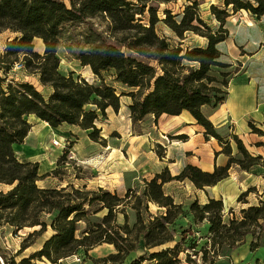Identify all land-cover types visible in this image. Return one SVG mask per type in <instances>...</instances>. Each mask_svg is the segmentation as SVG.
Returning <instances> with one entry per match:
<instances>
[{
	"label": "trees",
	"instance_id": "obj_1",
	"mask_svg": "<svg viewBox=\"0 0 264 264\" xmlns=\"http://www.w3.org/2000/svg\"><path fill=\"white\" fill-rule=\"evenodd\" d=\"M171 1L0 0V31L16 33L0 54V184L11 185L8 190H0V225L12 226L16 234L40 225V229L24 236L15 255L8 258L0 248L5 264H32L37 259L58 263L81 250L88 254L103 243L113 244L116 252L102 258L89 256L95 262L123 264L143 243L146 252L129 264H145L147 260L150 264H178L183 246L176 238L175 224L179 217L188 214L195 222L209 223L214 252L219 246H241L249 234L251 251L264 243V200L241 208V217L233 214L225 221L223 199L210 197L203 204L195 199L187 210L164 187L167 182L179 180L204 189L227 178L234 165L248 172L264 166L261 154H252L237 133L225 139L204 112L205 106L216 108L227 99L234 77L232 64L223 60L219 48L230 34L226 23L231 10L236 13L245 9L260 18L264 15V0H223L222 7L211 5L219 22L216 30L202 18L197 1L187 5L179 19L169 8L161 17L160 4ZM160 22L182 39L186 32H195L205 37L207 44L184 48L180 42L173 46L158 33L156 26ZM37 40L42 41V50L37 49ZM60 46L66 47L82 65L89 66L99 82H90L82 75L76 78L74 71L62 73ZM18 64L26 74L38 76L40 83L51 87L52 92L44 94L32 81L15 78L13 70ZM105 73L134 90L119 94L106 81ZM124 95L132 99L129 109L134 125L149 115L158 119L163 114L189 112L205 128L206 139L212 136L219 140L227 162L216 164L212 171L187 164L176 175L165 167L153 178L145 179L141 191L131 186L123 195L101 186H39L38 180L59 175L69 149L66 147L59 157L57 168L45 174L40 173L39 162L20 160L15 145L23 143L32 128L29 116L47 121L52 127L78 125L90 131L93 141L106 145L97 121L100 113L107 115L108 108L119 112ZM91 104L96 108H89ZM249 125L254 132L263 134L253 122ZM253 191L255 187H249L238 201L249 203L247 196ZM151 204L164 211L153 213ZM130 209L136 216L132 224ZM102 211L105 212L100 220L91 218ZM47 214L49 219L44 217ZM83 221L87 227L78 235ZM49 225L54 233L43 246L17 261L16 256ZM207 258L204 254L203 259ZM210 262L216 264L215 258Z\"/></svg>",
	"mask_w": 264,
	"mask_h": 264
},
{
	"label": "rangeland",
	"instance_id": "obj_2",
	"mask_svg": "<svg viewBox=\"0 0 264 264\" xmlns=\"http://www.w3.org/2000/svg\"><path fill=\"white\" fill-rule=\"evenodd\" d=\"M194 1L199 3V12L205 22L216 30L219 26V22L211 12V5L214 4L222 7L223 0H172L169 3L160 4L159 15L164 17V9L169 8L174 14H177V18L179 19L185 7L193 4ZM254 21L252 19H247L246 17L242 18L241 15L233 13L232 10L231 15L227 19L226 27L229 28L230 34L226 41L219 44V48L223 52V60L232 64L230 69L234 74L233 78H237L246 71H248L250 75H253L259 58L264 57V42L260 41L264 40V16L258 20L254 19ZM156 29L160 35L166 36L169 43L173 46L180 44V42L184 48L204 46L207 44V39L195 32H186L185 38H180L164 22L158 23ZM255 34L258 36L257 39L253 38ZM15 36L16 33L11 30L0 31V54L4 52L7 41L13 39ZM37 49H43L42 42L37 41ZM58 56L61 58L60 70L62 73L68 75L71 71H74V76L76 78L80 74L87 78L90 82H99L98 77H96V75L92 72L91 68L89 66L82 65L80 60L71 56L66 47L60 46ZM13 76L17 79H26L34 82L38 85V87H40L44 94H47V91L40 86L41 84L38 79L34 76L26 74L20 67H16L13 70ZM105 77L109 84L116 87L119 94L134 90L133 88L124 86L119 82H115L114 77H112L109 73H105ZM241 79L242 81L244 80L243 77ZM131 102L132 99L130 96H122L121 103L124 105L122 106L121 104L120 111L115 112L112 108H109L106 116H103L100 113L97 126L101 130V136L106 135L113 141L114 147L111 151L117 153V157L112 163L114 165H116V163L120 164L121 161L125 162L126 157H128L132 162L130 166H133V163L134 165L138 164L140 166L138 167L139 169H132L129 171L130 173H128L127 177L122 176V174V177L105 176L104 174H116L123 170L120 166H116L115 168L108 166L103 169L104 174H100L101 170L99 169L98 164L100 163L101 156H104L105 154L104 152H100V149H96L97 145L95 141L88 136L90 131L87 132L82 128L64 127L60 131V134H58V139H61L62 142H70L67 144L69 151L65 161L61 164L59 175H52L45 181V183L54 182L55 180L59 181L61 178L64 179V183H73L74 186L79 188L85 187L84 182H89L90 185L87 184L86 188L96 189L98 187L96 185V180H100L104 183V180L107 177H111V184H116L120 187V180H127V186L131 184V186L141 191L145 184L143 176L150 177L153 173L152 171L156 168V164H159L161 161L168 162L167 156L169 152L171 154H177L187 149V156L204 167L206 166L205 164L207 159H210L209 161H211L212 159H217L219 157V153L217 154V151L221 152L222 150L219 140L215 137H210V141H206L201 135H197L199 131L204 128L201 126L195 127L194 125L197 121L189 114L185 113L179 117L163 115L158 119H155L153 115H149L143 122H139L134 125L132 124L129 109V104ZM89 108H96V106L91 104L89 105ZM215 110L222 113L223 118L229 117L226 105H219L216 108L211 106L204 107V112L207 116L212 115ZM29 120L34 122L36 121V118L31 116ZM180 129H184L188 133H178ZM234 131L235 125L233 123H227L221 128L220 133L225 139H231V134L234 133ZM198 138H201V140H198ZM141 140H146V146H142ZM232 143L235 145L234 141H232ZM61 149L64 152L65 148ZM227 157L228 156L224 154L220 156L218 160L221 162L222 158ZM94 158L96 160L99 159V162H92ZM259 172L260 175H263L264 170ZM233 176L232 180H235V174H233ZM251 178L252 177L247 176L245 182L251 181L250 186L255 187V191L251 192L247 196V200H249L250 203L256 204L258 200L257 196L260 195L261 192L264 194V178L260 176L258 179ZM124 181H122V184H125ZM45 183L40 182L38 185L41 187L46 186ZM174 184L175 187L173 188L166 187V191L171 192L173 190L179 192L181 197L188 200L187 202L184 201L185 208L188 210L192 202L190 198L193 197V191H195V188L193 185L189 184L188 186L186 183L183 184V187L182 183L176 182ZM230 186L233 187L234 183H231ZM2 189L8 190L10 187L3 185L0 190ZM227 192H229V190ZM120 193L121 195L124 194L123 192ZM199 195L201 197L203 193L200 192ZM199 195L196 196L199 197ZM229 195L230 192L228 194V201L224 210L225 221H229L233 214L241 217V208L243 206H249L248 203L238 201V196L232 197V195ZM150 209L153 213L164 211L163 208H160L155 204H151ZM104 212L105 211H102L91 218L96 221L100 220ZM129 214L130 222L132 224L136 220L135 212L130 209ZM44 217L45 219H49L51 216L47 214L44 215ZM120 222H123L122 216L120 217ZM1 226L3 225H0V248L9 258L16 254L17 251H15V249L19 246V244L14 245L13 241L17 242L20 240L19 236H24V234L18 232V234H20L18 236V234L14 232V228L10 225H4L6 226L4 228ZM86 227L87 223L84 221L81 222L77 232L78 235H81ZM29 228L31 227L24 228V231L28 233L32 232L31 230L33 229ZM175 228L177 229L176 238L177 240H181L183 246V251H181L180 254V262L178 264H211L210 260L212 258H215L216 264H264V247L260 250L258 259H256L257 255H252V257L250 256L247 259L241 260L237 252V249L240 246L235 249H228L226 246H219L217 252H214L211 247L212 239L211 233L209 232V223L207 221L195 222L191 214H188L186 217H179L176 221ZM251 239L252 235L249 234L246 237V241ZM100 250L101 249H99L98 252ZM98 252L96 253L94 251L93 254H98ZM145 252L146 249L144 244L141 243L139 249L129 256L128 261L130 262L131 259ZM204 254L208 257L207 260L203 259ZM89 256L90 255H85L82 251L70 258L68 257V259H63L57 264H104L95 262ZM16 260L20 261L19 257H16ZM0 264H5V259L2 256H0ZM145 264H150V261L147 260Z\"/></svg>",
	"mask_w": 264,
	"mask_h": 264
},
{
	"label": "crops",
	"instance_id": "obj_3",
	"mask_svg": "<svg viewBox=\"0 0 264 264\" xmlns=\"http://www.w3.org/2000/svg\"><path fill=\"white\" fill-rule=\"evenodd\" d=\"M235 14L241 15L242 18L246 17L247 19H252L253 21H254V19H257V20L259 19V17L253 15L251 12H248L245 9L237 11ZM263 16H261L260 19ZM253 38L257 39L258 38L257 34H255V36ZM37 41L42 42L41 40H37ZM260 41L264 42V40H260ZM28 75L36 77V79H38V81H39L38 76L31 75V74H28ZM242 77L244 78L243 81L241 79ZM238 81H240V82H238ZM36 86L38 87V85H36ZM40 86H42L43 89L45 91H47V94H50L52 92L51 87H46V86H43L42 84ZM39 90H41V89H39ZM121 104H123V103H121ZM224 105L227 106V109L229 112L228 118H223L222 113H219L216 110L213 111L212 115L209 116V118L213 121L215 126L220 131L221 128L224 125H226L227 123H233L235 125L234 133H237L242 138V140L244 141V143L247 146V148L249 149V151L254 155H260L261 154L264 157V57L259 58L256 66H255L253 75H250L249 72L246 71L244 74H241L237 78H233L231 80L230 87H229V95H228L227 99L221 104V106H224ZM108 109H107V113L109 111ZM185 113L192 116L187 111H184L182 114L177 115V116L179 117ZM163 115H168V114H163ZM31 116L35 117L36 121L31 122L29 120L32 123V128H31L29 134L27 135V137L25 138L24 142L15 145V152H16L17 157L20 160H30V161H34V162H39L40 173L45 174V173L51 172L52 170L57 168V166H58L57 161H58L59 157L63 154V150L61 149L62 147L55 146L53 144V139L59 138L58 134H60V131L64 127L65 128H67V127L81 128V127L78 125H72V124H67V123H64L58 127H52L47 121H44L40 118H37L34 115H31ZM31 116H29V118ZM168 116L174 117L176 115H168ZM249 122H253L258 128L262 129L263 134L254 132L251 129ZM132 124H133V122H132ZM194 126L195 127L196 126L203 127L202 125L198 124L197 122ZM86 131L88 132L89 130H86ZM204 131H205V128L203 130H200L197 135H201L206 141H210V139H206ZM178 133H188V132L184 129H180L178 131ZM103 137L106 139V145H103V144L95 141V143L97 145L96 149L97 150L100 149V152H104V154H105L104 156L102 155L103 157L101 156L100 163L98 164V167L101 170L100 174H104L103 169H105V167H108V166H112L114 168L116 166H120L121 169H123V170L121 172H119L120 174L119 173H116V174L107 173V175L104 174L105 176H115V177H117V176L118 177H122V176L125 177L126 176L127 177L128 173H130L129 171H131L132 169H139L138 167H140V166L138 164L134 165V163H133V166H130V164L132 162H131V159H129L128 157H126L125 162L121 161L120 164L116 163V165H114L112 162L117 157V153L111 151V149L114 147L113 141L111 139H109L106 135H104ZM198 140H201V138H198ZM63 141H64V139H63ZM259 143H262V144L259 145ZM141 144H142V146H146V140H141ZM99 146H100V148H99ZM186 151H187V149H185V150H183V152L177 153V154H175V153L171 154L169 152L168 156H167L168 162L161 161L159 164H156V168H155V170L152 169L153 173L150 175V177L143 176V179L149 180V179L153 178L156 173L161 172L165 167H168L171 170L172 174L176 175L187 164L197 165L204 170L212 171L216 164L217 165H224L228 160V157L222 158V160L220 162V160H218V158L220 156L224 155V153L217 151L219 153V157L217 159H212L211 161H209L210 159H207L206 164H205L206 166L204 167L201 164H199L198 162H196L195 160L190 159L187 156ZM261 170H264V166H259V168L257 170H255L254 172L253 171L248 172L246 170H242L238 165H234L231 167L230 175L227 178L223 179L222 181H220L216 185L206 186L204 189L196 188L189 181H179V180H173V181L167 182V183H165L164 187H165V190H166V187L173 188V187H175L174 183H176V182L182 183V187H183V184H185V183L188 186H189V184H191L195 188V191H193L194 195L192 198H190L192 201H193V199L194 200L198 199L199 202L206 203L210 197L221 198V199H223L224 204L226 206L227 201H228L227 197H228L229 192H230V195H232V197H237V196L239 197V195L243 191H245L249 187H251L250 186L251 181L245 182L247 176L252 177L251 179H258L259 176L264 178V173H263V175H260L259 171H261ZM121 174H122V176H121ZM233 174H235V180H232ZM51 176L52 175H48L47 177H45L39 181L45 183V181L48 180ZM111 179H112L111 177H107L104 180V183L100 180H96V185L98 187L101 186V187L107 188L113 192H118L119 194H121L120 192L125 193L127 188L131 187V184L127 186V184H126L127 180L124 181L121 179L120 180L121 186L119 187L116 184H111L110 183ZM63 180L64 179L60 178L59 181L55 180L54 182L45 183L46 186H42V187H55V186L61 187V186H66L68 184H73V183H68V182L66 184L63 182ZM122 181H124L125 184H122ZM231 183H234L233 187L230 186ZM87 184L90 185L89 182H84V186H87ZM251 185H255V184H251ZM227 187H228L229 192H227L228 191ZM200 192L203 193V195L201 197L199 195ZM167 193L173 195L175 200L179 203H185L188 201L187 199H184L183 197H181L179 192H177V191L172 190L171 192H167ZM262 193L263 192H261L260 195L257 196L258 200H257L256 204L259 203V200H264V194H262ZM196 195H199V197H197ZM179 196H180V198H179ZM201 199H203V200H201ZM248 204L250 205L253 203L249 202ZM242 208H245V207L243 206ZM1 227L4 228L6 226L3 225ZM29 229H33L31 231H34L35 229H40V227H38V228L31 227ZM19 233L24 234V236L28 234V232L24 231V229L20 230ZM53 233H54V230L49 225L47 231H45L42 235H40L31 246L24 249L16 257H19V260H20L24 257H28L33 252L39 250L43 246L45 240L48 239ZM19 235L20 234H18V236ZM24 236H19L20 240H18L17 242L13 241L14 245L19 244V246L15 249V251L18 252V250L21 249V243H22L21 241L24 238ZM251 240H247L243 245H241L237 249L238 256L241 260L247 259L250 256L252 257V255H257L256 259L259 258L258 255H259L260 250L264 247V243L255 251H251V249H250ZM99 249H101V250L98 252ZM82 251L85 253V255L89 254L90 256H92L94 258H99V257L101 258V257H105V256H107L113 252H116V249H115V246L113 244L103 243V244H99V245L95 246L94 248L90 249L88 251V254L84 250H81L80 252H82ZM94 251L96 253L98 252V254H93ZM128 263H129V261L127 258L126 262L123 264H128ZM32 264H57V263H52L47 259H44V260H38L37 259V260H33Z\"/></svg>",
	"mask_w": 264,
	"mask_h": 264
},
{
	"label": "built area",
	"instance_id": "obj_4",
	"mask_svg": "<svg viewBox=\"0 0 264 264\" xmlns=\"http://www.w3.org/2000/svg\"><path fill=\"white\" fill-rule=\"evenodd\" d=\"M17 67H20L21 68V65H17ZM70 142H68V141H64V142H62L60 139H58V138H55V139H53V144L55 145V146H59V147H62V148H66L67 147V144H69ZM77 255V254H76Z\"/></svg>",
	"mask_w": 264,
	"mask_h": 264
},
{
	"label": "bare ground",
	"instance_id": "obj_5",
	"mask_svg": "<svg viewBox=\"0 0 264 264\" xmlns=\"http://www.w3.org/2000/svg\"><path fill=\"white\" fill-rule=\"evenodd\" d=\"M38 88L40 89V87H38ZM123 105H124V104H122V106H123ZM174 117H178V116L176 115V116H174ZM95 161H96V162H97V161L99 162V159L96 160V159L94 158V160H92V162H95ZM39 182H40V181L38 180L37 183H39ZM3 185H6V186L11 187V185L0 184V189L2 188ZM38 227H40V225H36V226H34V228H38Z\"/></svg>",
	"mask_w": 264,
	"mask_h": 264
}]
</instances>
